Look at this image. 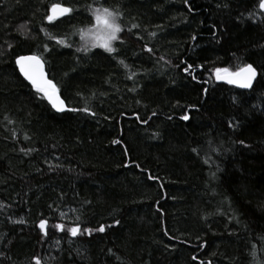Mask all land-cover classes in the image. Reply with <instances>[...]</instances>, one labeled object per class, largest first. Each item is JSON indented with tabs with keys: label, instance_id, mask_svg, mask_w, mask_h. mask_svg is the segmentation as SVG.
Returning <instances> with one entry per match:
<instances>
[{
	"label": "trees",
	"instance_id": "16d2710c",
	"mask_svg": "<svg viewBox=\"0 0 264 264\" xmlns=\"http://www.w3.org/2000/svg\"><path fill=\"white\" fill-rule=\"evenodd\" d=\"M260 2L0 0V264H264ZM55 3L73 11L49 22ZM103 8L117 53L88 37ZM24 54L78 111L22 76ZM246 64L249 90L217 81Z\"/></svg>",
	"mask_w": 264,
	"mask_h": 264
},
{
	"label": "snow or ice",
	"instance_id": "6c2138e0",
	"mask_svg": "<svg viewBox=\"0 0 264 264\" xmlns=\"http://www.w3.org/2000/svg\"><path fill=\"white\" fill-rule=\"evenodd\" d=\"M187 3V0H185ZM260 8L264 9V0L260 2ZM73 10L71 8L62 7L59 4H55L51 6V14L46 17L49 22H53L58 18V15H64L71 13ZM119 13L112 11L108 8L96 9L94 14L95 20V29L97 31V39L100 41L99 46L105 49L109 53H117V49L112 46L113 41L119 39V33L122 32L121 25L117 22ZM133 27H138V25H133ZM155 35V33H153ZM63 43V41H60ZM95 46V45H94ZM148 51H152V49H148ZM17 65H19L20 72L24 75V77L31 82V84L36 88L38 92H42L47 100L51 103L52 107L57 111H64L63 107L64 101L59 97L57 86L53 83L52 80H49L45 77L43 71V64L40 60L39 56H21L16 60ZM123 64L124 62L121 60L119 62ZM127 67V65H125ZM191 67V66H189ZM188 69H185L187 71ZM223 74V75H222ZM216 78L224 79L227 78V82L229 84H237L242 88H251L253 85V81L257 78V68L252 64H246L243 67L239 68L236 72H230L227 68H217L215 69ZM207 91V90H205ZM68 111H78V109H67ZM83 111H89L88 108H84ZM184 120H188L189 116L185 115L182 117ZM119 141H114V143H118ZM243 144V141L240 142ZM195 151V149L193 150ZM79 219V218H77ZM117 223H119L117 221ZM46 225L47 221L41 220L39 227L45 231L46 233ZM60 230H64V225L58 224L56 225ZM73 237L77 236L81 233V229L79 224L74 227L68 229ZM93 231L104 232L105 227L101 225L98 229H84L83 232L91 235ZM195 259V257H194ZM37 264H40L39 259L37 258Z\"/></svg>",
	"mask_w": 264,
	"mask_h": 264
},
{
	"label": "water",
	"instance_id": "95a60500",
	"mask_svg": "<svg viewBox=\"0 0 264 264\" xmlns=\"http://www.w3.org/2000/svg\"><path fill=\"white\" fill-rule=\"evenodd\" d=\"M55 4H59V5H61L62 7H66V8H70L69 6H67V5H65V4H62V3H55ZM55 4H53V5H55ZM262 11H264V9H261ZM51 14V7H50V10H49V15ZM69 14V13H68ZM68 14H64V15H58V18H60V17H63V16H66V15H68ZM32 55H36V56H39V55H37V54H24V55H20L19 57H21V56H32ZM18 57V58H19ZM40 57V60H41V62H42V64H43V71H44V74H45V77L47 78V79H49V80H51L50 79V77H49V75H48V72H47V68H46V63H45V61H44V59L41 57V56H39ZM17 58V59H18ZM16 59V60H17ZM18 66V69H19V65H17ZM19 71H20V69H19ZM234 72H236V71H234ZM21 73V72H20ZM257 73H258V70H257ZM22 74V73H21ZM223 75V74H222ZM22 76L24 77V75L22 74ZM257 77H258V75H257ZM25 78V77H24ZM26 79V78H25ZM217 79V78H216ZM27 80V79H26ZM256 80V79H255ZM255 80L253 81V84H254V82H255ZM28 82H30L29 80H27ZM53 81V80H52ZM217 81H219V82H225V83H227V84H229L228 82H227V78H224V79H217ZM31 83V82H30ZM53 83H54V81H53ZM55 84V83H54ZM56 85V84H55ZM230 85H233V86H236V87H238V88H241V89H244V90H249L250 88H242V87H240V86H238L237 84H230ZM253 86V85H252ZM58 89V88H57ZM58 95H59V97L64 101V105H63V107L65 108V110L64 111H66L67 109H68V106H67V104H66V102H65V100L63 99V97L61 96V94H60V92H59V90H58V93H57ZM50 103V102H49ZM51 104V103H50ZM55 109V108H54ZM56 110V109H55ZM57 111V110H56ZM64 111H58V112H64Z\"/></svg>",
	"mask_w": 264,
	"mask_h": 264
},
{
	"label": "rangeland",
	"instance_id": "374dc122",
	"mask_svg": "<svg viewBox=\"0 0 264 264\" xmlns=\"http://www.w3.org/2000/svg\"><path fill=\"white\" fill-rule=\"evenodd\" d=\"M89 40H92V43L99 46L100 41L96 38L97 37V31L95 27L88 32ZM232 72V71H230ZM216 76V75H215Z\"/></svg>",
	"mask_w": 264,
	"mask_h": 264
}]
</instances>
